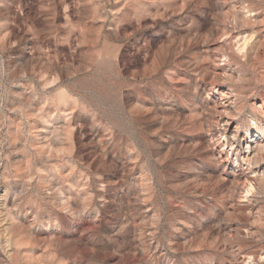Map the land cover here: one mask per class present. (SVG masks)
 Instances as JSON below:
<instances>
[{"label": "rangeland", "instance_id": "rangeland-1", "mask_svg": "<svg viewBox=\"0 0 264 264\" xmlns=\"http://www.w3.org/2000/svg\"><path fill=\"white\" fill-rule=\"evenodd\" d=\"M228 28L249 34L244 54H235L220 37ZM204 98L211 110L200 107ZM262 99L264 0H0V264H135L143 255L128 252L140 225L157 244L155 264H228V254L214 240L218 232L232 234L233 217L220 218L232 202L229 181L208 160L211 151H191L202 138L193 122L201 115L209 123L221 120L226 133L220 141L232 143L229 160L238 156L241 169L256 178L264 172V159L243 140L257 136L264 142L254 130V119L264 123ZM112 186L129 201H118L122 215L105 198ZM145 187L157 216L146 217L143 208L140 219ZM263 196L254 193L240 202L249 221L264 207ZM195 201L204 209L200 219ZM205 202L220 213L218 220ZM172 238L189 242L175 249ZM249 239L247 246L264 245V236Z\"/></svg>", "mask_w": 264, "mask_h": 264}, {"label": "bare ground", "instance_id": "bare-ground-1", "mask_svg": "<svg viewBox=\"0 0 264 264\" xmlns=\"http://www.w3.org/2000/svg\"><path fill=\"white\" fill-rule=\"evenodd\" d=\"M72 2V1H71ZM154 3V2H153ZM182 3V2H181ZM191 4V3H190ZM179 5V4H178ZM222 6V5H221ZM177 7V6H176ZM216 7L217 8H219L220 7V4L217 2V4H216ZM75 8V7H74ZM105 8V7H104ZM181 8V7H180ZM185 10V9H184ZM133 11V10H132ZM179 11V10H178ZM99 12V11H98ZM110 12V11H109ZM177 12V11H176ZM218 12V11H217ZM157 13V12H156ZM171 13V12H170ZM166 14V13H165ZM211 14H213V13H211ZM153 15V14H152ZM157 15V14H156ZM159 15V14H158ZM176 15V14H175ZM85 16V15H84ZM154 16V15H153ZM160 16V15H159ZM164 16V15H163ZM166 17V16H165ZM180 17V16H179ZM154 18V17H153ZM185 18V17H184ZM148 19V18H147ZM150 19V18H149ZM187 21H189V20H187ZM211 21V20H210ZM214 25H216V26H218L219 25V14H216V16H215V18H214ZM86 22V21H85ZM101 22V21H100ZM143 23V22H142ZM141 23V24H142ZM127 24V23H126ZM184 24V23H183ZM143 25V24H142ZM161 25V24H160ZM179 25V24H178ZM222 25V24H221ZM87 26V25H86ZM109 28H110V26H108ZM142 27V26H141ZM161 27V26H160ZM152 28V27H151ZM178 29V28H177ZM225 29H227V28H225ZM107 30V29H106ZM162 30H163V28H162ZM210 30V29H209ZM184 31V30H183ZM211 31V30H210ZM213 31H215V30H213ZM218 31H219V29H218ZM217 31V32H218ZM221 31V30H220ZM219 31V32H220ZM224 31V30H223ZM182 32V31H181ZM218 32V33H219ZM153 33V32H152ZM198 33V32H197ZM202 33H204V32H202ZM216 34V33H215ZM215 34H214V36H215ZM15 35V34H14ZM192 35V34H191ZM205 35V33L203 34V36ZM212 35V34H211ZM220 35V34H219ZM237 34H234V33H232L231 32V30L228 28V30H225L222 34H221V38H223V40L225 39L226 40V42L228 41L229 43H231L232 44V49H233V51L235 52V54H237V55H242V54H244V51L246 50V46L249 44V40L251 39L250 37H249V34L248 35H244V34H242V35H237ZM122 36V35H121ZM178 36V35H177ZM187 36V35H186ZM193 36V35H192ZM213 36V37H214ZM198 38V37H197ZM196 38V39H197ZM205 38V37H204ZM210 38V37H209ZM75 39V38H74ZM190 39V38H189ZM188 39V40H189ZM203 39V38H202ZM207 39V38H206ZM205 39V40H206ZM211 39V38H210ZM219 39V38H218ZM115 40V39H114ZM169 40V39H168ZM187 40V41H188ZM191 40V39H190ZM194 40V39H193ZM204 40V39H203ZM223 40H222V42H223ZM29 41V40H28ZM119 41V40H118ZM176 42V41H175ZM193 42V41H192ZM195 42V41H194ZM205 42V41H204ZM174 43V42H173ZM190 43H191V41H190ZM190 43H189V46H190ZM221 43V42H220ZM142 44V43H141ZM200 44V43H199ZM158 45V44H157ZM186 45V44H185ZM225 45V44H224ZM30 47V46H29ZM201 47V46H200ZM206 47V46H205ZM220 47V46H219ZM194 48V47H193ZM228 48V47H227ZM235 48V49H234ZM176 49V48H175ZM249 49H250V47H249ZM77 50V49H76ZM186 50V49H185ZM191 50V49H190ZM205 51V50H204ZM226 51H227V49H226ZM163 52V55H164V51H162ZM209 52V51H208ZM154 53V52H153ZM160 53V52H159ZM158 53V54H159ZM152 54V53H151ZM252 54V53H251ZM156 55V54H155ZM159 56V55H158ZM224 56V55H223ZM234 56V55H233ZM179 57V56H178ZM177 57V58H178ZM202 56H198L197 57V59H199V61L201 60L200 58H201ZM39 58V57H38ZM158 58V57H157ZM208 58V57H207ZM220 58H222V57H220ZM225 58H226V56H225ZM118 59V58H117ZM196 59V58H195ZM235 59V58H234ZM241 59V58H240ZM39 60H40V58H39ZM43 60V59H42ZM171 60V59H170ZM181 60V59H180ZM30 61V60H29ZM36 61V60H35ZM46 61V60H45ZM147 61V60H146ZM40 62V61H39ZM42 63V62H41ZM49 64V63H48ZM53 64V63H52ZM202 64V63H201ZM70 65V64H69ZM145 65V64H144ZM182 65V64H181ZM180 65V66H181ZM186 65V64H185ZM196 65V64H195ZM46 66H48V65H46ZM63 66V65H62ZM146 66V65H145ZM144 66V67H145ZM153 66V65H152ZM162 66V65H161ZM175 66V65H174ZM49 67V66H48ZM64 67V66H63ZM67 67V66H66ZM65 67V68H66ZM74 67V66H73ZM47 68V67H46ZM46 68H45V70H46ZM58 68V67H57ZM56 68V69H57ZM146 68V67H145ZM150 68V67H149ZM53 69V68H52ZM51 69V70H52ZM71 69H72V67H71ZM221 69V68H220ZM67 70V69H66ZM73 70H75V73H76V69H75V67H74V69ZM144 70V69H143ZM146 70H147V68H146ZM202 70H203V68H202ZM49 71V70H48ZM56 71H58V69L56 70ZM61 71V70H60ZM67 71H69V69L67 70ZM78 71H79V69H78ZM145 71V70H144ZM205 71V70H204ZM53 72V71H52ZM91 72V71H90ZM151 72V71H150ZM60 73V72H59ZM58 73V74H59ZM66 73V72H65ZM68 73V72H67ZM69 73H71V72H69ZM63 74H64V72H63ZM142 74H144V73H142ZM141 74V75H142ZM192 74V73H191ZM205 74V73H204ZM208 74V73H207ZM222 74V73H221ZM48 75V74H47ZM60 75V74H59ZM65 75V74H64ZM67 75V74H66ZM203 75V74H202ZM63 77V76H62ZM62 77H60V78H62ZM69 77V76H68ZM82 77V76H81ZM186 77V76H185ZM202 77V76H201ZM50 78V77H49ZM64 78V77H63ZM221 78H223V76L221 77ZM49 81V80H48ZM171 81V80H170ZM177 82V81H176ZM192 82V81H191ZM182 83V82H181ZM200 83V82H199ZM188 84V83H187ZM212 86V85H211ZM191 87V86H190ZM208 88V87H207ZM204 91H205V89H204ZM104 92V91H103ZM186 93V92H185ZM201 93V92H200ZM208 93V92H207ZM190 94V93H189ZM195 94V93H194ZM206 94V93H205ZM209 94V93H208ZM221 94V93H220ZM187 95H188V93H187ZM196 95V94H195ZM194 95V96H195ZM226 95V94H225ZM224 95V96H225ZM232 95V94H231ZM158 96V95H157ZM202 96V95H201ZM211 96V95H210ZM223 96V95H222ZM242 96V95H241ZM123 97V96H122ZM189 97H190V95H189ZM233 97V96H232ZM235 97V96H234ZM229 98V97H228ZM237 98V97H236ZM246 98V97H245ZM165 100V99H164ZM221 100V99H220ZM228 100V99H227ZM264 99H262V101H263ZM129 101V100H128ZM137 101V100H136ZM175 101V100H174ZM187 101V100H186ZM231 101V100H230ZM235 101H237V100H235ZM181 102V101H180ZM214 102V101H213ZM124 103H125V101H124ZM182 103V102H181ZM194 103V102H193ZM211 103V101L209 100V99H207V98H204V99H201L200 101H199V104H200V107H202V108H207V110H211V106H209V104ZM220 103H221V101H220ZM228 103V102H227ZM230 103V102H229ZM218 104V103H217ZM150 105V104H149ZM164 105V104H163ZM220 105V104H219ZM166 106V105H165ZM223 106H224V104H223ZM47 107H49V106H47ZM57 107V106H56ZM61 107H63V106H61ZM149 107V106H148ZM147 107V108H148ZM171 107V106H170ZM229 107V106H228ZM140 108H142L140 105H138V106H136V109H140ZM186 108V107H185ZM233 108V107H232ZM131 109V108H130ZM149 109V108H148ZM153 109V108H152ZM152 109H151V112H152ZM197 109V108H196ZM224 109V108H223ZM222 109V110H223ZM228 109H230V108H228ZM134 110V109H133ZM145 110V109H144ZM188 110V109H187ZM201 110V109H200ZM206 110V109H205ZM226 110V109H225ZM244 110V109H243ZM246 110V109H245ZM141 111V110H140ZM178 111V110H177ZM224 111V110H223ZM252 111V110H251ZM135 112V111H134ZM139 112V111H138ZM138 112H137V114H138ZM174 112V111H173ZM188 112V111H187ZM218 112V111H217ZM228 112V111H227ZM240 112V111H239ZM56 113V112H55ZM77 113V112H76ZM85 113H86V111H85ZM144 113V112H143ZM155 113V112H154ZM198 112L196 111V113L193 115V116H196V115H198L197 114ZM233 113V112H232ZM252 113V112H251ZM170 114V113H169ZM216 114V113H215ZM226 114V113H225ZM85 115V114H84ZM89 115V114H88ZM175 115V114H174ZM221 115V114H220ZM224 115V114H223ZM259 115V114H258ZM62 116V115H61ZM206 116V115H205ZM214 116V115H213ZM248 116V115H247ZM73 117H75V116H73ZM88 117V116H87ZM152 117V116H151ZM164 117V116H163ZM192 117V116H191ZM257 117V116H256ZM85 118V117H84ZM149 118V117H148ZM147 118V119H148ZM155 118V117H154ZM225 118V117H224ZM231 118V117H230ZM240 118V117H239ZM86 119V118H85ZM161 119V118H160ZM171 119V118H170ZM221 119V118H220ZM264 119V118H263ZM59 120V119H58ZM64 120V119H63ZM91 120V119H90ZM163 120V119H162ZM195 120V122H193V125L196 127V129H198L200 132H202V138H200V140H198L197 141V139H196V143H194V144H192L190 147L192 148L191 149V151L192 152H195V153H198L201 149H207V150H209V151H211V153H208V160H210V162L213 164V166H214V168L215 169H217V171H218V173H219V178L220 177H222V178H226V179H228V181H229V189H228V199L229 200H231L232 202L231 203H229L230 205H229V207L227 208V210L225 211V213H223L222 215H221V221H222V219H229V217H233V226H231L230 227V230L232 231V234L231 235H227V232H222V233H217V235H216V240H214V243H215V246H217L216 244H218V245H220V248L219 249H221V251H222V253H223V255H227L228 254V257H229V262H228V264H264V262H261L260 261V257L261 256H263V258H264V245L263 246H261L260 248H258L257 246L255 247V246H247V243H248V241L250 240L249 239V235L250 234H256L257 236H260V237H263L264 236V207L263 208H260L259 210H254L253 211V213H251V214H255L256 216V218L255 219H253V220H251L250 219V221L247 219V216L245 215V213H244V210H245V208H244V203L242 204V203H240L241 201H243V200H247V202H249L250 201V199H249V197H250V195L251 196H253L254 195V193L256 194V193H263L264 192V172L262 171V174H260V176H258V177H256V178H261V179H259V180H257L256 181V178H254L253 176H251L250 174H248V173H246L244 170H242L241 169V163L239 162V160L238 159H240V158H237L236 156H235V158L233 159V160H229V155L231 154V156L233 155V153L231 152V148L232 147H230V149H228L227 150V148L229 147V146H232V143H230L228 140H223V141H220V136L222 135L223 136V134L224 133H226V130L225 129H221V127H220V122H221V120H218V121H216V122H213V123H209V121L204 117V115H201V117L200 118H196V119H194ZM224 120V119H223ZM226 120H228V119H226ZM255 120V122H254V124H255V126H254V130L256 131V132H259V136L260 137H264V123H262L261 122V119H259V117H258V119L256 120V119H254ZM42 121V120H41ZM89 121V120H88ZM175 121V120H174ZM185 121V120H184ZM238 121V120H237ZM90 122V121H89ZM164 122V121H163ZM180 122V121H179ZM224 122H225V120H224ZM92 123V122H91ZM149 123V122H148ZM231 122L230 121H228L227 122V125L225 126V127H222V128H226L227 126H229V124H230ZM239 123V122H238ZM39 124H41V123H39ZM174 124V123H173ZM177 124V123H176ZM190 124V123H189ZM236 124H237V122H236ZM167 125V124H166ZM44 126V125H43ZM74 126V125H73ZM157 126V125H156ZM223 126V125H222ZM93 127V126H92ZM206 127H207V129H206ZM253 127V126H252ZM79 128V127H78ZM77 128V129H78ZM93 128H95V127H93ZM159 128V127H158ZM182 128V127H181ZM87 129V128H86ZM102 129V128H101ZM175 129H176V127H175ZM184 129V128H183ZM238 129H239V126H236L235 128H234V130L232 131L234 134H235V137H236V135H237V132H238ZM95 130V129H94ZM182 130V129H181ZM245 130H246V135H248V130H249V126L247 127H245ZM163 131H164V128H163ZM178 131V130H177ZM40 132H42V131H40ZM170 132V131H169ZM168 132V133H169ZM185 132V131H184ZM187 132V131H186ZM100 133V132H99ZM43 134V133H42ZM178 134V133H177ZM233 134V135H234ZM255 134V133H254ZM158 135V134H157ZM200 135V134H199ZM229 135V134H228ZM35 136V135H34ZM88 136V135H87ZM95 136V135H94ZM98 136V135H97ZM159 136V135H158ZM258 136V137H259ZM74 137V136H73ZM90 137V136H89ZM185 137V136H184ZM192 137V136H191ZM244 137V136H243ZM78 138V137H77ZM175 138V137H174ZM181 138H183V137H181ZM190 138V137H189ZM199 138V137H198ZM39 139V138H38ZM41 139V138H40ZM94 139V138H93ZM178 139V138H177ZM176 139V140H177ZM250 139V138H249ZM84 140V139H83ZM92 140V139H91ZM193 140V139H192ZM174 141V140H173ZM190 141V140H189ZM245 143H246V145L248 146V147H251V148H253V150L255 151L254 152V154L256 153V155H257V158L260 160V159H264V142H262L261 141V139L259 138L258 140H257V136H256V138L255 139H250V140H243ZM191 142V141H190ZM83 143V142H82ZM96 143V142H95ZM105 143V142H104ZM183 143V142H182ZM81 144V143H80ZM100 144V143H99ZM98 144V145H99ZM239 144H240V142H239ZM46 145V144H45ZM49 145V144H48ZM83 145V144H82ZM42 146V145H41ZM47 146V145H46ZM77 146V145H76ZM63 147V146H62ZM110 147V146H109ZM159 147V146H158ZM184 147V146H183ZM49 148V147H48ZM59 148V147H58ZM57 148V149H58ZM64 148V147H63ZM88 148V147H87ZM217 148H220L219 149V154H218V156L215 154V150L217 149ZM52 149V148H51ZM154 149V148H153ZM168 149V148H167ZM54 150V149H53ZM56 150V149H55ZM54 150V151H55ZM63 150V149H62ZM65 150V149H64ZM80 150V149H79ZM87 150V149H86ZM91 150V149H90ZM182 150V149H181ZM187 150V149H186ZM234 150V149H233ZM52 151V150H51ZM53 151V152H54ZM60 151V150H59ZM117 151V150H116ZM115 151V152H116ZM170 151V150H169ZM168 151V152H169ZM178 151V150H177ZM56 152V151H55ZM64 152H66V150L64 151ZM114 152V153H115ZM165 152V151H164ZM174 152V151H173ZM58 152H56V154H57ZM172 153V152H171ZM177 153H180V152H177ZM176 153V154H177ZM202 153V152H201ZM200 153V154H201ZM220 153H224L223 154V156H221L220 155ZM52 154V153H51ZM77 154V153H76ZM116 154V153H115ZM176 154H175V156H176ZM81 155V154H80ZM86 155V154H85ZM161 155H162V153H161ZM185 155V154H184ZM204 154H202V156H203ZM88 156V155H87ZM98 156V155H97ZM111 156V155H110ZM182 156V155H181ZM193 156V155H192ZM54 157V156H53ZM70 157V156H69ZM128 157V156H127ZM159 157V156H158ZM162 157V156H161ZM163 157H164V155H163ZM162 157V158H163ZM171 157V156H170ZM178 157V156H177ZM201 157V156H200ZM205 157V156H204ZM55 158V157H54ZM89 158V157H88ZM122 158V157H121ZM202 158V157H201ZM70 159V158H69ZM87 159V158H86ZM92 159V158H91ZM149 159V158H148ZM150 159H152V158H150ZM154 159V158H153ZM180 159H182V157L180 158ZM193 159V158H192ZM88 160V159H87ZM156 160V159H155ZM164 160V159H163ZM184 160V159H183ZM182 160V161H183ZM205 160V159H204ZM114 161V160H113ZM154 161V160H153ZM176 161H178V160H176ZM175 161V162H176ZM106 162V161H105ZM160 162V161H159ZM202 162H203V160H202ZM264 162V161H263ZM76 163V162H75ZM208 163V162H207ZM106 164H107V162H106ZM186 164H187V162H186ZM255 164V163H254ZM112 165V164H111ZM124 165V164H123ZM157 165V164H156ZM180 165V164H179ZM189 165V164H188ZM211 165V164H210ZM257 165H258V162H257ZM79 166V165H78ZM82 166V165H81ZM159 166V165H158ZM171 166V165H170ZM92 167V166H91ZM179 167V166H178ZM193 167H194V165H193ZM88 168V167H87ZM98 168V167H97ZM96 168V169H97ZM149 168V167H148ZM177 168V167H176ZM213 168V169H214ZM154 169V168H153ZM171 169V168H170ZM95 170V169H94ZM179 170V169H178ZM183 170V169H182ZM209 170V169H208ZM119 171H121V170H119ZM127 171V170H126ZM158 171V170H157ZM192 171V170H191ZM179 172V171H178ZM197 172V171H196ZM204 172V171H203ZM61 173V172H60ZM180 173V172H179ZM251 173V172H250ZM194 174V173H193ZM76 175V174H75ZM118 175H120V174H118ZM186 175V174H185ZM207 175V174H206ZM52 176V175H51ZM179 176V175H178ZM188 176V175H187ZM205 176V175H204ZM216 176V175H215ZM57 177V176H56ZM116 177V176H115ZM180 177V176H179ZM61 178V177H60ZM72 178V177H71ZM103 178V177H102ZM114 178V177H113ZM154 178V177H153ZM175 178V177H174ZM214 178V177H213ZM218 178V177H217ZM52 179V178H51ZM121 179V178H120ZM127 179V178H126ZM126 179H124V181L123 182H125L126 181ZM182 179V178H181ZM185 179V178H184ZM206 179V178H205ZM210 179V178H209ZM115 180V179H114ZM139 180V179H138ZM199 180V179H198ZM212 179H210V181H211ZM221 180V179H220ZM262 180V181H261ZM105 181V180H104ZM186 181V180H185ZM191 181V180H190ZM190 181H189V183H190ZM196 181V180H195ZM219 181V180H218ZM221 181H223V180H221ZM220 181V182H221ZM225 181V180H224ZM223 181V182H224ZM256 181V182H255ZM259 181H261V184H258V183H260ZM111 182V181H110ZM121 182V181H120ZM141 182V181H140ZM183 182V181H182ZM202 182V181H201ZM204 182H205V180H204ZM206 182H207V180H206ZM94 183V182H93ZM107 183H108V181H107ZM117 183V182H116ZM134 183V182H133ZM176 183V182H175ZM186 183V182H185ZM188 183V184H189ZM193 183V182H192ZM210 182H208V184H209ZM213 183V182H212ZM218 183V182H217ZM114 184V183H113ZM177 184H178V182H177ZM183 184V183H182ZM199 184V183H198ZM208 184H206V185H208ZM225 184H227V183H225ZM90 185V184H89ZM110 185H112L111 183H109V186ZM192 185V184H191ZM190 185V186H191ZM211 185H213V184H211ZM228 185V184H227ZM49 186V185H48ZM119 186V185H118ZM131 186H132V184H131ZM177 186V185H176ZM190 186H189V188H190ZM193 186H195V184L193 185ZM198 186H200V185H198ZM197 186V187H198ZM201 186H202V184H201ZM200 186V187H201ZM204 187H205V184L203 185ZM215 186V185H214ZM168 187V186H167ZM184 187V186H183ZM196 187V188H197ZM92 188V187H91ZM112 190H114L113 191V193L111 194L110 193V195L109 196H107L106 197V192H105V198H108L109 199V202L113 205V210H115V212H116V214L117 215H122V206H121V204H122V202H123V204L124 205H126V206H128L129 205V201H128V199H127V197L125 196V195H123V194H119V192H117L115 189H114V186H112ZM125 188V187H124ZM123 188V189H124ZM134 188V187H133ZM137 188V187H136ZM187 188H188V186H187ZM188 188V189H189ZM195 188V189H196ZM49 189V188H48ZM76 189V188H75ZM95 189V188H94ZM164 189V188H163ZM168 189V188H167ZM192 189H194L193 187H192ZM201 189H203V188H201ZM200 189V190H201ZM207 189V188H206ZM206 189H205V191H206ZM138 190V189H137ZM185 190V189H184ZM199 190V191H200ZM226 190V189H225ZM73 191V190H72ZM123 191V190H122ZM178 191V190H177ZM186 191V190H185ZM193 191V190H192ZM202 191H204V189L202 190ZM227 191V190H226ZM127 192V191H126ZM130 192V191H129ZM135 192V191H134ZM141 192H142V194H141V196H140V200H139V202H138V207H137V210L139 211V213L138 214H140V219H142V217H144V215H143V213H142V209L144 208L145 209V211H146V217H147V215H150L151 217H155V216H157V214H156V209L154 208V206H153V199H152V196H151V191H150V188L149 187H145V188H143V189H141ZM184 192V191H183ZM188 192V191H187ZM194 192H196L195 190H194ZM210 192V191H209ZM70 193V192H69ZM175 193V192H174ZM197 193V192H196ZM196 193L194 194V193H192V194H194V195H196ZM67 194V193H66ZM138 194H139V191H138ZM178 194V193H177ZM198 194H200V193H198ZM205 194V193H204ZM253 194V195H252ZM12 195V194H11ZM97 195V194H96ZM186 195H187V193H186ZM191 195V194H190ZM158 196V195H157ZM215 196V195H214ZM178 197V196H177ZM191 197V196H190ZM217 197V196H216ZM224 197V196H223ZM261 197V196H260ZM264 197V196H263ZM131 198H133V197H131ZM187 198V197H186ZM203 198V197H202ZM254 198V197H253ZM256 198V197H255ZM136 199V198H135ZM225 199V198H224ZM227 199V200H228ZM235 199H237L238 200V202H234L233 200H235ZM258 199V198H257ZM264 199V198H263ZM103 200V199H102ZM228 200V201H229ZM254 200V199H253ZM260 200V199H259ZM118 201H121V204H119L118 203ZM107 202V201H106ZM134 202V201H133ZM132 202V203H133ZM195 202H197V201H195ZM227 202V201H226ZM234 202V203H233ZM7 203V202H6ZM137 203V202H136ZM136 203H135V205H136ZM162 203V202H161ZM198 203V202H197ZM212 203H213V201H212ZM217 203H218V201H217ZM223 203V202H222ZM221 203V204H222ZM262 203V202H261ZM9 204V203H8ZM109 204V203H108ZM107 204V205H108ZM155 204V203H154ZM172 203H170V205H171ZM196 204V203H195ZM224 204V203H223ZM167 205V204H166ZM205 206V209L206 210H208L209 211V214L211 215V217L213 218V219H215V218H217L218 216H220V213L214 208V206L212 205V204H210V202L208 203V202H205V204H204ZM217 205V204H216ZM106 206V205H105ZM182 206V205H181ZM109 207V206H108ZM159 207V206H158ZM170 207V206H169ZM195 207H196V205H195ZM197 207H198V214H196L197 215V218L198 219H200L201 217H203L202 216V211L204 210L201 206H199V203L197 204ZM199 207H201V208H199ZM173 208V207H172ZM180 208V207H179ZM192 207H188V210L189 209H191ZM226 208V207H225ZM4 209V208H3ZM74 209V208H73ZM73 209H71V210H73ZM77 209V208H76ZM109 209V208H108ZM168 209V208H167ZM174 209V208H173ZM176 209V208H175ZM69 210H70V208H69ZM107 210V209H106ZM111 210V209H110ZM169 210V209H168ZM167 210V211H168ZM183 210V209H182ZM195 210V209H194ZM171 211V210H170ZM185 211H186V209H185ZM250 211V210H249ZM21 212H23V211H21ZM27 212V211H26ZM113 212V211H112ZM129 212V211H128ZM144 212V211H143ZM164 212V211H163ZM106 213V212H105ZM108 213V212H107ZM166 213V212H165ZM177 213V212H176ZM115 214V213H114ZM132 214V213H131ZM181 214V213H180ZM184 214V213H183ZM182 214V215H183ZM193 214H194V212H193ZM129 215H130V213H129ZM172 215V214H171ZM178 215V214H177ZM190 215V214H189ZM50 216V215H49ZM165 216V215H164ZM201 216V217H200ZM27 217V216H26ZM116 217V216H115ZM134 216H132V218H133ZM193 217V216H192ZM121 218V217H120ZM187 218V217H186ZM185 218V219H186ZM254 218V217H253ZM3 219V218H2ZM8 219V218H7ZM19 219V218H18ZM129 219V218H128ZM139 219V218H138ZM139 219V220H140ZM188 219V218H187ZM160 220V219H159ZM179 220V219H178ZM217 220H218V218H217ZM9 221V220H8ZM113 221V220H112ZM131 221V220H130ZM133 221V220H132ZM152 221V220H151ZM214 221V220H213ZM6 222H7V220H6ZM28 222V221H27ZM154 222V221H153ZM168 222V221H167ZM0 223H1V221H0ZM112 223V222H111ZM110 223V224H111ZM134 223H135V221H134ZM143 223V222H142ZM170 223V222H169ZM193 223V222H192ZM199 223V222H198ZM231 223V222H230ZM27 224V223H26ZM120 224V223H119ZM132 224V223H131ZM143 224H145V223H143ZM149 224V223H148ZM179 224V223H178ZM183 224V223H182ZM197 224V223H196ZM204 224V223H203ZM224 224V223H223ZM106 225V224H105ZM137 225V224H136ZM146 225V224H145ZM156 225V224H155ZM168 225V224H167ZM202 225V224H201ZM20 226V225H19ZM54 226V225H53ZM133 226V225H132ZM147 226V225H146ZM169 226V225H168ZM174 226V225H173ZM185 226V225H184ZM200 226V225H199ZM203 226V225H202ZM205 226V225H204ZM203 226V227H204ZM7 227H8V225H7ZM33 227H34V225H33ZM154 227V226H153ZM178 227V226H177ZM193 227V226H192ZM222 227V226H221ZM225 227H227V226H225ZM52 228V227H51ZM56 228V227H55ZM131 228V227H130ZM175 228V227H174ZM194 228V227H193ZM199 228V227H198ZM209 228V227H208ZM116 229V228H115ZM160 229V228H159ZM167 229H168V227H167ZM176 229V228H175ZM174 229V230H175ZM189 229V228H188ZM201 229V228H200ZM210 229V228H209ZM215 229V228H214ZM33 230V229H32ZM40 230V229H39ZM135 231L137 230V239L135 240V243L133 244V243H131V244H133V247L129 250V252L128 253H131V254H129L130 256H133V255H135V254H133V252H139L141 255H143V256H139L137 259H135L134 260V263L135 264H155V262L154 261H156L155 260V252H153L152 250L154 249H157V244H155V243H153L152 241H148V234H147V231L144 229V227L143 226H137V227H135V229H134ZM148 230H150V229H148ZM152 230V229H151ZM172 230V229H171ZM196 230V229H195ZM198 230V229H197ZM205 230V229H204ZM37 231V230H36ZM167 231V230H166ZM173 231V230H172ZM176 231V230H175ZM193 231V230H192ZM199 231V230H198ZM206 231V230H205ZM125 232V231H124ZM133 232V231H132ZM163 232H165V230L163 231ZM201 232V231H200ZM214 232V231H213ZM108 233V232H107ZM160 233H161V231H160ZM159 233V234H160ZM184 233V232H183ZM202 233H203V231H202ZM206 233V232H205ZM210 233V232H209ZM208 233V234H209ZM51 234V233H50ZM120 234V233H119ZM215 234H216V232H215ZM36 235H38V234H36ZM114 235V234H113ZM150 235V234H149ZM158 235V234H157ZM162 235H163V233H162ZM161 235V236H162ZM172 235V234H171ZM197 235V234H196ZM213 235V234H212ZM108 236V235H107ZM106 236V237H107ZM128 236V235H127ZM132 236V235H131ZM201 236V235H200ZM203 236V235H202ZM205 236V235H204ZM123 237V236H122ZM126 237V236H125ZM133 237V236H132ZM157 237V236H156ZM167 237V236H166ZM187 237H188V235H187ZM195 237V236H194ZM198 237V236H197ZM212 237V236H211ZM39 238V237H38ZM37 238V239H38ZM163 237H161V239H162ZM200 238V237H199ZM205 238V237H204ZM255 238V237H254ZM36 239V238H35ZM129 239H130V237H129ZM166 239V238H165ZM189 239H191V238H189ZM193 239V238H192ZM198 239V238H197ZM201 239H202V237H201ZM208 239V238H207ZM252 239V238H251ZM56 240V239H55ZM110 240V239H109ZM187 240H188V238H187ZM194 240V239H193ZM193 240H191V241H193ZM206 240V239H205ZM112 241V240H111ZM161 241V240H160ZM172 241H173V247L175 246V249L177 248V249H182V248H185V246L188 244V242H186L183 238H172ZM195 241H199V239L198 240H195ZM204 241V240H203ZM208 241H209V239H208ZM110 242V241H109ZM117 242H118V240H117ZM129 242V241H128ZM134 242V241H133ZM166 242V241H165ZM194 242V241H193ZM199 242H202V240L201 241H199ZM198 242V243H199ZM212 242V241H211ZM254 242V241H253ZM40 243V242H39ZM120 243V242H119ZM206 243H207V241H206ZM205 243V244H206ZM210 243V242H209ZM213 243V242H212ZM33 244V243H32ZM66 244V243H65ZM128 244V243H127ZM167 244V243H166ZM194 243H192V245H193ZM201 243H199V245H200ZM211 244V243H210ZM125 245V244H124ZM159 245H160V243H159ZM197 245V244H196ZM198 245V246H199ZM208 245V244H207ZM255 245V244H254ZM51 246V245H50ZM68 246V245H67ZM72 246V245H71ZM189 246H190V244H189ZM188 246V247H189ZM35 247V246H34ZM116 247V246H115ZM128 247V246H127ZM164 247V246H163ZM192 247V246H191ZM190 247V248H191ZM193 247H195L194 245H193ZM207 247V246H206ZM213 247V246H212ZM219 247V246H218ZM170 248V247H169ZM203 248H204V246H203ZM211 248V247H210ZM70 249V248H69ZM75 249V248H74ZM129 249V248H128ZM173 249V248H172ZM201 249V248H200ZM206 249V248H205ZM211 249H213V248H211ZM215 249V248H214ZM122 250V249H121ZM163 250V249H162ZM202 250V249H201ZM208 250V249H207ZM210 250V249H209ZM216 250V249H215ZM77 251V250H76ZM160 251V250H159ZM168 251H169V249H168ZM214 251V250H213ZM219 251V250H218ZM217 251V252H218ZM170 252V251H169ZM171 252H173V251H171ZM176 252V251H175ZM178 252V251H177ZM185 252H186V250H185ZM194 252V251H193ZM202 252V251H201ZM216 252V251H215ZM180 253V252H179ZM188 253V252H187ZM213 253V252H212ZM225 253V254H224ZM173 254V253H172ZM194 254H196V253H194ZM220 254V253H219ZM125 255V254H124ZM178 255V254H177ZM191 255V254H190ZM215 255V254H214ZM129 256V257H130ZM182 256V255H181ZM184 256V255H183ZM219 256V255H218ZM222 256V255H221ZM53 257V256H52ZM128 257V256H127ZM224 257V256H223ZM180 258V257H179ZM196 258H198V257H196ZM6 259V258H5ZM124 259V258H123ZM127 259V258H126ZM133 259V258H132ZM182 259V258H181ZM184 259V258H183ZM183 259H182V261H183ZM188 259V258H187ZM194 259H195V257H194ZM227 259V258H226ZM186 260V259H185ZM184 260V261H185ZM219 260H220V258H219ZM94 261H96V260H94ZM98 261V260H97ZM96 261V262H97ZM124 261V260H123ZM193 261V260H192ZM219 262V261H218ZM93 264H94V262H92ZM99 263V262H98ZM97 264V263H96ZM227 264V263H226Z\"/></svg>", "mask_w": 264, "mask_h": 264}]
</instances>
